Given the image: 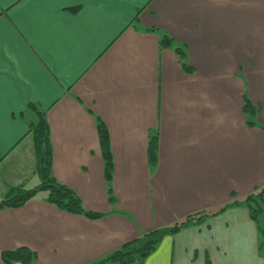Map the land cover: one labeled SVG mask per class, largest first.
<instances>
[{
    "label": "crops",
    "instance_id": "1",
    "mask_svg": "<svg viewBox=\"0 0 264 264\" xmlns=\"http://www.w3.org/2000/svg\"><path fill=\"white\" fill-rule=\"evenodd\" d=\"M37 110L53 175L104 216L67 213L46 191L0 209V264L19 247L37 253L31 264H90L224 206L164 235L140 264H264L243 203L264 186V0H0V200L42 182Z\"/></svg>",
    "mask_w": 264,
    "mask_h": 264
},
{
    "label": "trees",
    "instance_id": "2",
    "mask_svg": "<svg viewBox=\"0 0 264 264\" xmlns=\"http://www.w3.org/2000/svg\"><path fill=\"white\" fill-rule=\"evenodd\" d=\"M161 43L166 46L173 45L172 39H170L167 35L162 37ZM175 49L181 57L185 59L186 54L184 49L178 46H175ZM184 66L185 70H192V67L185 63ZM245 107L248 113L253 114L255 112L248 101ZM37 115V121L30 125V131L33 133L35 140V152L42 182L38 187L32 189L18 188L11 197L0 200V209L7 207H21L29 200L37 196L39 192L46 191L47 196L45 200L67 213L81 214L90 219H99L103 217L104 214L101 212L87 210L77 193L67 185L61 183L53 175L50 125L44 111L37 110ZM97 131L104 158L105 179L107 182H111L114 173L111 140L107 126L100 118L97 120ZM157 148L158 138L157 136H154L149 144V159L151 164H155L157 161ZM109 201L112 203L115 202L111 189ZM233 203H239V201ZM243 203L248 207L251 217L258 226L261 234V246H264V186L247 196ZM226 207L227 206H224L217 211L210 212L209 214L199 212L188 216L184 220L172 226L161 227L159 229L143 233L141 237L125 243L121 248L115 250L107 257L90 264H140L157 247L164 235L177 233L183 226L194 222L198 223L208 215L219 214L224 211ZM2 259L7 264L15 262L31 264L37 259V253L28 247H19L14 250L4 251L2 253ZM207 264H209V260Z\"/></svg>",
    "mask_w": 264,
    "mask_h": 264
},
{
    "label": "rangeland",
    "instance_id": "3",
    "mask_svg": "<svg viewBox=\"0 0 264 264\" xmlns=\"http://www.w3.org/2000/svg\"><path fill=\"white\" fill-rule=\"evenodd\" d=\"M35 197H36V196H35ZM3 199H6V198H3ZM3 199H1V200H3ZM263 226H264V219H263ZM142 235H143V234H140V235L138 236V238L141 237ZM263 251H264V250H263ZM103 258H104V257H103ZM103 258H101V259H103ZM101 259H100V260H101Z\"/></svg>",
    "mask_w": 264,
    "mask_h": 264
}]
</instances>
